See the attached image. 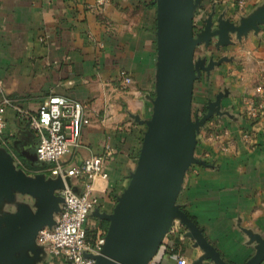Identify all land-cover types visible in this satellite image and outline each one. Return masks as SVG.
Listing matches in <instances>:
<instances>
[{"label": "crops", "instance_id": "crops-1", "mask_svg": "<svg viewBox=\"0 0 264 264\" xmlns=\"http://www.w3.org/2000/svg\"><path fill=\"white\" fill-rule=\"evenodd\" d=\"M201 0L194 11L193 30L212 14L239 23L264 5V0ZM153 0H0V99L6 95L22 110L36 113L51 94L82 101L86 122L79 145L61 157L66 168L91 155L109 153L107 177L71 178L76 192L96 198L95 208L110 212L127 184L149 115L150 90L156 62ZM195 59L221 62L194 81L192 115H202L209 101L220 97L214 114L196 134L195 157L186 171L176 203L203 231L224 260L243 264L255 253L245 230L264 236V22L230 43L195 47ZM132 77L119 81L120 69ZM258 111L252 117L251 108ZM134 116H137V121ZM0 147L28 175L50 176L51 164L38 159V137L19 113L7 106ZM16 200L29 202L27 195ZM15 210L6 203L0 216ZM90 223L99 225L96 217ZM187 229L175 219L148 264L197 263L202 253ZM37 242V240H36ZM48 261H53L48 256ZM46 261H38L43 264ZM54 262V261H53ZM261 264H264L262 262Z\"/></svg>", "mask_w": 264, "mask_h": 264}, {"label": "water", "instance_id": "water-1", "mask_svg": "<svg viewBox=\"0 0 264 264\" xmlns=\"http://www.w3.org/2000/svg\"><path fill=\"white\" fill-rule=\"evenodd\" d=\"M153 1L156 62L151 114L141 121L145 130L135 165L114 207L110 212L94 207L89 213L107 222L100 254L92 256L94 264H148L175 219L202 251L197 263L236 264L221 257L176 200L189 167L205 164L194 155L197 131L215 113L220 114L218 94L202 115H192L194 81L221 62L195 59V47L213 39L217 47L223 46L230 43V33L240 38L249 29L257 30L264 22V5L237 24L222 16L214 22L209 14L203 28L194 33V11L201 0ZM65 180L71 186V178ZM64 187L60 177L28 175L17 168L13 155L0 147V210L6 203L15 204V210L0 216V264H36L48 255L36 237L41 228L54 225L63 202L58 191ZM17 193L29 196L33 204L16 200ZM245 233L255 243V253L243 264H261L264 236L249 230Z\"/></svg>", "mask_w": 264, "mask_h": 264}, {"label": "built area", "instance_id": "built-area-1", "mask_svg": "<svg viewBox=\"0 0 264 264\" xmlns=\"http://www.w3.org/2000/svg\"><path fill=\"white\" fill-rule=\"evenodd\" d=\"M103 2L105 0H99ZM247 0H236L243 7ZM119 81L122 87L132 83V77L126 69H120ZM12 106L21 119L27 122L38 137L36 155L38 159L49 162V174L63 179L65 187L58 191L63 197L61 210L55 215L52 227H43L38 231L36 240L51 260L59 264H94L92 256L100 254L105 232L94 230L93 223L87 222L90 211L96 205V198L90 193L91 182L85 183V190L76 192L66 183V177L85 178L101 175L107 177L104 163L109 153L91 155L72 168H66L61 157L79 145L81 126L86 122L85 105L82 101L64 95L51 94L40 105L36 113L22 110L6 95L0 99V138L5 125L4 112ZM258 109L251 108L249 114L254 117ZM86 254L90 256H86ZM180 264L184 257L177 255Z\"/></svg>", "mask_w": 264, "mask_h": 264}, {"label": "rangeland", "instance_id": "rangeland-1", "mask_svg": "<svg viewBox=\"0 0 264 264\" xmlns=\"http://www.w3.org/2000/svg\"><path fill=\"white\" fill-rule=\"evenodd\" d=\"M155 7V6H154ZM154 80H155V71H154V73H153V80H152V84H153V86H152V88H151V90H150V96H149V101H150V103H151V99L153 98V96H154ZM151 107H152V105H151ZM150 114H151V108H150V112H149V115H148V117L150 116ZM195 115H193V117H194ZM147 117V118H148ZM144 130H145V125H144ZM144 130L142 131V135H141V140H142V136H143V132H144ZM140 144H141V141H140ZM140 148V147H139ZM136 158H137V156L135 157V161H136ZM135 165V164H134ZM134 168V167H133ZM132 171V170H131ZM130 171V172H131ZM93 216L90 214L89 216H88V219H87V222H91V220L93 219L92 218ZM89 222V223H90ZM95 227H96V225L95 224H93ZM101 227V226H100ZM48 259V255H45V256H43V261H46ZM43 264H59L58 262H57V260H54V262L53 261H46V262H44ZM63 264H65V263H63Z\"/></svg>", "mask_w": 264, "mask_h": 264}, {"label": "trees", "instance_id": "trees-1", "mask_svg": "<svg viewBox=\"0 0 264 264\" xmlns=\"http://www.w3.org/2000/svg\"><path fill=\"white\" fill-rule=\"evenodd\" d=\"M100 226H101V227H100ZM106 227H107V222H106V221H102V222L99 223V225H97V226L95 227L94 230H100V231H102V232H105Z\"/></svg>", "mask_w": 264, "mask_h": 264}, {"label": "flooded vegetation", "instance_id": "flooded-vegetation-1", "mask_svg": "<svg viewBox=\"0 0 264 264\" xmlns=\"http://www.w3.org/2000/svg\"><path fill=\"white\" fill-rule=\"evenodd\" d=\"M102 222V221H101Z\"/></svg>", "mask_w": 264, "mask_h": 264}]
</instances>
